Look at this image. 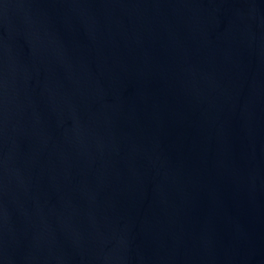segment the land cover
<instances>
[{"label": "water", "instance_id": "95a60500", "mask_svg": "<svg viewBox=\"0 0 264 264\" xmlns=\"http://www.w3.org/2000/svg\"><path fill=\"white\" fill-rule=\"evenodd\" d=\"M0 264H264V0H0Z\"/></svg>", "mask_w": 264, "mask_h": 264}]
</instances>
